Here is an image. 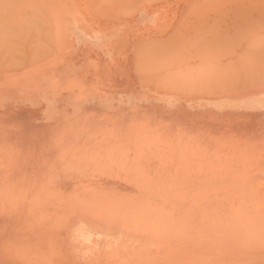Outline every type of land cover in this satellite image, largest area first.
Returning a JSON list of instances; mask_svg holds the SVG:
<instances>
[{"label":"rangeland","instance_id":"374dc122","mask_svg":"<svg viewBox=\"0 0 264 264\" xmlns=\"http://www.w3.org/2000/svg\"><path fill=\"white\" fill-rule=\"evenodd\" d=\"M13 1H0L13 11L0 8V264H264V0H33L41 14ZM138 196L176 214V235L140 213L125 223Z\"/></svg>","mask_w":264,"mask_h":264},{"label":"bare ground","instance_id":"6f19581e","mask_svg":"<svg viewBox=\"0 0 264 264\" xmlns=\"http://www.w3.org/2000/svg\"><path fill=\"white\" fill-rule=\"evenodd\" d=\"M0 1H1V0H0ZM11 1H12V0H11ZM23 1H24V0H23ZM23 1H22V2H23ZM14 2H15V0L13 1V3H14ZM16 2H17V1H16ZM16 2H15L14 4H16ZM19 2L22 3L21 0H19ZM24 2H26V0H25ZM24 2H23V4H22V6H24ZM36 2H37V1H36ZM36 2H35V3H36ZM0 3H1V2H0ZM2 3H3V2H2ZM4 3H5V5H6V1H5ZM7 3H8V1H7ZM10 3H11V2H10ZM10 3H8V4L10 5ZM13 3H12V4H13ZM28 3H30V2L27 1V4L25 3V6L28 5ZM32 3H33V0L31 1V4H30L31 7H32ZM12 4H11V5H12ZM14 4H13L12 7H10L11 9L14 7ZM36 4H38V3H36ZM5 5L3 4V7H4ZM33 5H34L33 8L38 7L37 5L35 6L34 3H33ZM46 5H48V3H47ZM16 6H17V4L15 5V8H16ZM3 7H0V8H3ZM29 7H30V6H29ZM6 8H9V7H6ZM19 8H20V7H19ZM19 8L17 7L16 9H19ZM22 8H23V7H22ZM22 8H21V9H22ZM26 8H27V7H26ZM33 8H32V11H33ZM44 8H45V7H44ZM3 9H4V11H3V13H4V12H5V8H3ZM21 9L19 10L20 12H22ZM36 9H38V8H36ZM41 9H42V7H41ZM50 9H51V8H50ZM8 10H9L8 12L11 11L10 14H13V13H12V12H13L12 10H10V9H8ZM25 10H27V12H28V9H25ZM38 10H39V12H40V14H41L40 9H38ZM43 10H44V9H43ZM14 11H15V10H14ZM35 11H36V10H35ZM35 11H34V13H35ZM50 11H51V10H50ZM8 12L6 11L5 13H8ZM25 12H26V11H25ZM39 12L37 11V13H39ZM14 13H15V15H16V12H14ZM43 13H44V12H43ZM50 13H51V12H50ZM8 14H9V13H8ZM22 14H23V12H22ZM31 14H32V13H31ZM1 15H2V14H1ZM13 16H14V15H12V19H14V18H16V17L19 19V17H18L17 15H16V17H15V16L13 17ZM43 16H44V15H43ZM4 17L7 19V16H6L5 14H4ZM25 17H26V16H25ZM36 17H37V16H36ZM44 17H45V16H44ZM21 18H22V17H21ZM32 18H33V17H32ZM8 19H11V18L8 17ZM30 19H31V18H30ZM19 20L21 21V19H19ZM3 21H4V20H3ZM16 21H18V20H16ZM30 21H31V20H30ZM34 21H35V20H33L32 22H34ZM37 21H38V20H37ZM37 21H35V23H36ZM4 22H5V21H4ZM14 22H15V21H14ZM16 23H17V22H16ZM21 23H22V22H21ZM21 23H20V24H21ZM35 23H34V24H35ZM55 23H56V22H55ZM1 24H2V23H1ZM8 24H9V23H8ZM12 24H13V23H12ZM18 24H19V22H18ZM18 24L16 25L17 28H18V26H19ZM25 24H26V23H25ZM41 24H42V23H41ZM2 25H4V23H3ZM35 25H37V23H36ZM38 25H39V24H38ZM0 26H1V25H0ZM4 26H5V25H4ZM7 26H8V25H7ZM26 26H27V25H26ZM32 26H34V25H32ZM48 26H49V25H48ZM51 26H52V23H51ZM55 26H56V25H55ZM41 27H42V26H41ZM4 28H5V27H4ZM28 28H29V26H28ZM30 28H31V27H30ZM11 29H12V28H11ZM19 29H20V26H19ZM26 29H27V28H26ZM32 29H33V28H32ZM9 30H10V29H9ZM9 30H8V33H9ZM44 30H46V29H44ZM51 30H52V29H51ZM30 31H31V30H30ZM38 31H39V29H38ZM19 32H20V30H19ZM24 32H25V30H24ZM26 32L29 33L28 31H26ZM3 33H4V31H3ZM41 33H42V32H41ZM16 34H19V33H16ZM25 34H26V33H25ZM29 34H30V33H29ZM34 34H35V33H34ZM34 34H32V36H34ZM20 35H21V34H20ZM20 35H19V37H20ZM35 35H37V34H35ZM4 36H5V35H4ZM32 36H31V37H32ZM15 37H16V36H15ZM11 38H12V37H11ZM25 38H27V37L25 36ZM28 38H30V37H28ZM33 38H35V37H33ZM253 38L262 39V38H258V37H253ZM0 39H1V38H0ZM20 39H21V38H20ZM35 39H36V38H35ZM41 39H42V38H41ZM44 39H46V38L44 37ZM257 39H256V40H257ZM5 40H6V39H5ZM13 40H14V39H13ZM13 40H12V43H13ZM32 40H33V39H32ZM262 40H263V39H262ZM1 41H2V40H1ZM6 41H7V40H6ZM18 41H21V40H18ZM29 41H30V40H29ZM38 41H39V40H38ZM259 41H260V40H259ZM21 42H22V41H21ZM26 42H27V41H26ZM30 42H32V44L34 43L33 41H30ZM30 42H29V43H30ZM257 42H258V41H256V43H257ZM262 42H263V41H261L260 44H262ZM7 43H8V41H7ZM9 43H10V42H9ZM24 43H25V42H24ZM38 43H39V42H38ZM252 43H253V42H252ZM3 44H6V43L3 42ZM27 44H28V43H27ZM258 45H259V44H258ZM5 46H7V44H6ZM12 46H13V45H12ZM39 46H40V45H39ZM254 46H255V45H254ZM16 47H17V46H16ZM43 47H44V46H43ZM46 47H47V46H45V48H46ZM11 48H12V47H11ZM30 48H31V47H30ZM30 48H29V49H30ZM32 48H33V47H32ZM35 48H36V47H35ZM254 48H255V47H254ZM13 49H14V48H13ZM250 49H252V47H250ZM1 50H2V49H1ZM32 50H33V49H32ZM47 50H48V49H47ZM47 50H46V51H47ZM3 51H4V50H3ZM5 51H6V50H5ZM43 51H44V50H43ZM49 51H50V50H49ZM7 52H8V51H7ZM16 52H17V51H16ZM21 52H22V51H21ZM5 53H6V52H5ZM22 53H23V52H22ZM44 53H45V51H44ZM44 53H41V54H44ZM32 54H33V53H32ZM32 54H31V55H32ZM10 55H11V54H10ZM15 55H16V53H15ZM21 55H22V54H21ZM38 55H39V54H38ZM6 56H8V55H6ZM8 57H9V56H8ZM16 57H17V56H16ZM33 57H35V55H34ZM33 57H32V58H33ZM12 58L14 59V56H13ZM20 58H21V57H20ZM35 58H36V57H35ZM42 58H43V56H42ZM23 59H24V58H23ZM6 60H7V58H6ZM6 60H5V61H6ZM34 60H35V59H34ZM1 61H2V60H1ZM15 61H16V60H15ZM28 61H29V60H28ZM12 62H14V61H12ZM2 63H3V62H2ZM4 63H5V62H4ZM17 63H18V62H17ZM30 63H31V62H30ZM37 63H38V62H37ZM20 64H21V63H20ZM0 66H2V65H0ZM13 66H15V65H13ZM45 66H46V65H45ZM38 67H39V65H38ZM6 68H7V67H6ZM10 68H11V67H10ZM17 68H18V67H17ZM25 68H26V67H25ZM168 68H169V67H168ZM170 68H171V67H170ZM177 68H178V67H177ZM180 68H181V67H180ZM2 70H3V69H2ZM15 70H16V72L18 71L17 69H15ZM19 70H20V69H19ZM34 70H35V69H34ZM165 70H166V69H165ZM16 72H15V73H16ZM3 73H5V72H3ZM170 75H172V74H170ZM204 160H206V159H204ZM223 177H224V176H223ZM244 177H245V176H244ZM105 179H106V178H105ZM221 179H222V178H221ZM113 181H114V180H113ZM103 182H104V181H103ZM131 182H132V181H131ZM218 182H219V181H218ZM135 183H136V182H135ZM80 184H81V183H80ZM99 184H101V183H99ZM109 184H110V183H109ZM138 185H139V184H138ZM143 185H145V184H143ZM81 186H83V185H81ZM113 186H114V185H113ZM113 186H112V187H113ZM116 186H118V185H116ZM147 186H148V185H147ZM205 186H206V185H205ZM209 186H210V185H209ZM78 187H79V185H78ZM78 187L76 186V189H77ZM89 187L91 188V186H89ZM94 187H96V189H98V188H97L98 186H94ZM99 187H100V186H99ZM123 187H124V186H123ZM90 188H89V189H90ZM124 188H125V187H124ZM144 188H146V187H144ZM79 189H80V188H79ZM94 189H95V188H94ZM107 189H108V188H107ZM110 189H111V188H110ZM157 189H159V188H157ZM81 190H82V188H81ZM81 190H80V192H81ZM117 190H118V189H117ZM130 190H131V189H130ZM132 190H133V189H132ZM77 191H78V190H77ZM77 191H75V192H77ZM85 191H86V190H85ZM93 191H94V190H93ZM100 191H101V190H100ZM109 191H110V190H109ZM125 191H126V190H125ZM158 191H160V190H158ZM175 191H176V190H175ZM181 191H182V189H181ZM181 191H180V192H181ZM73 192H74V191H73ZM82 192H83V191H82ZM88 192H90V191H88ZM88 192H87V194H88ZM95 192H96V191H95ZM144 192H145V191H144ZM144 192H143V193H144ZM165 192H166V191H165ZM176 192H177V191H176ZM84 193H85V192H84ZM98 193H100V192H98ZM103 193H105L104 190H103V192H102V195H103ZM108 193H109V192H108ZM110 193H111V192H110ZM113 193H114V192H112L111 194H113ZM120 193H122V192L120 191ZM120 193H119V194H120ZM125 193H126V192H125ZM129 193L131 194L132 191H131V192L129 191ZM140 193H141V192H140ZM158 193L160 194V192H158ZM172 193H173V190H172ZM177 193H178V192H177ZM185 193H186V192H185ZM76 194H77V193H76ZM76 194H75V195H76ZM90 194H91V195H90ZM90 194H89V195H90V196L92 197V199H93V196H92L93 193L90 192ZM94 194H96V193H94ZM94 194H93V195H94ZM105 194H106V193H105ZM105 194H104V195H105ZM123 194H124V193H123ZM127 194H128V193H127ZM132 194H133V193H132ZM132 194H131V195H132ZM136 194H137V193H136ZM156 194H157V193H156ZM162 194H163V192H162ZM169 194L171 195V192H169ZM169 194L167 193L166 195H169ZM181 194H182V193H181ZM183 194H184V193H183ZM72 195H73V194H72ZM75 195H73V196H75ZM102 195H101V196H102ZM107 195H108V194H107ZM114 195H116V194H114ZM121 195H122V194H121ZM121 195H118V194H117L116 197H117V196H118V197H119V196L121 197ZM133 195H134V194H133ZM141 195H142V194H141ZM164 195H165V194H164ZM166 195H165V196H166ZM76 196H77V195H76ZM76 196H75V197H76ZM82 196H83V195H82ZM94 196H96V195H94ZM112 196H113V195H112ZM125 196H126V195H125ZM128 196H130V195H128ZM146 196H147V195H146ZM157 196H158V195H157ZM178 196H182V197H183V195H179V194H178ZM178 196H177V197H178ZM96 197H99V195H97ZM114 197H115V196H114ZM114 197H113V198H114ZM143 197H144V196H143ZM153 197H154V196H153ZM175 197H176V196H175ZM102 198H103V197H102ZM104 198H106V197H104ZM107 198H109V197L107 196ZM129 198H130V199H134V198H131V196L128 197L127 200L125 201V202L127 203L126 206L129 205L128 203H130V202H129V200H130ZM139 198H140V196H138L137 198H135V200L138 201ZM167 198H168V196H167ZM178 198H179V197H178ZM185 198H186V197H184V199H185ZM205 198H206V197H205ZM205 198H204V200H205ZM97 199H99V198H97ZM128 199H129V200H128ZM147 199H148V198H147ZM162 199H163V198H162ZM165 199H166V198H165ZM181 199H182V198H181ZM187 199H188V198H187ZM201 199H203V198H201ZM87 200H88V199H87ZM101 200H102V199H101ZM114 200H115V199H114ZM140 200H142V199L140 198ZM140 200H139V203H140ZM149 200H150V199H149ZM158 200H159V199H158ZM160 200H161V199H160ZM170 200H171V199H170ZM174 200H175V199H174ZM204 200H203V201H204ZM94 201L97 203V206H98V202H97L96 200H93V202H94ZM98 201H99V200H98ZM104 201H106V202L108 201L109 204H111V205H110V208H111V210H112L113 212L118 211V207H119L120 205H117L118 207H116V205H115L116 202H117L118 200H117V201L115 200L116 202L113 201V199H112L111 201H110V199H109V200H104ZM127 201H128V202H127ZM142 201H143V203L141 202V203H140V206H139V204H138V205H136V208H134V207H132V206H133V203H132L133 200H132V201H131L132 204H131V207H130V208H132V209L130 210V211L132 212V214H130V213H126V216H125V213H124L123 215L121 214L122 216H124V218H122V217H121V218H122V219H125V218L129 219V217H131V216H133V217L135 218L134 214H136V213H140V214H139L140 216H139L138 214H136V215H138L143 221L146 219L147 223H149L148 219L152 217L153 219L151 218L152 221L150 222V224L153 222V223H152V226H153V227H151L150 224H148V225H149V227H148V226H147V223H146V226L148 227V230H149V228L151 227L149 231H151V233L155 232V234H158V233H159L158 231L161 230V228H162L163 231L160 232V233H162V234H161V237H165V236H166V237L168 238L167 235H168L169 232H171V231L173 230V228H174V226H175V225H174L175 223H176V225H177L176 227H178V224H177V220H178V218L176 217V219H175V215H176V214L174 215V213L171 212L170 209H169V211H168V209H167V211L165 210V211H166V212H165V211L161 208V207H164V206H161V207H160V205H158V204H157V205H158V208H157V206H155V205H156L155 203H156V202H159V201H154V200H153V201L155 202V203H154L155 205H153V204H151V203H149V202H146L145 199L142 200ZM176 201H177V200H175L174 203H175ZM192 201H194V200H192ZM203 201H202V202H203ZM205 201H206V200H205ZM84 202H85V201H84ZM114 202H115V203H114ZM119 202H120L121 204L124 203L123 201H119ZM119 202H117V203H119ZM150 202H151V201H150ZM162 202H163V201H162ZM188 202H189V199H188L187 203H188ZM199 202H200V201H199ZM87 203H88V202H87ZM81 204H82V203H81ZM89 204H90V203H89ZM94 204H95V203H94ZM102 204H104L103 201H102ZM102 204H101V201H100V202H99V205L102 206ZM105 204H106V203H105ZM109 204H108V205H109ZM112 204H113V205H112ZM124 204H125V203H124ZM136 204H137V203H136ZM198 204H199V203H198ZM206 204H207V203H206ZM231 204H232V203H231ZM124 206H125V205H124ZM126 206H125V207H126ZM129 206H130V205H129ZM134 206H135V205H134ZM170 206H171V205H170ZM95 207H96V206H94L93 208H95ZM102 207H103V206H102ZM120 207H123V205L120 206ZM171 207H172V206H171ZM197 207H199V206L197 205ZM204 207H206V206H204ZM98 208H99V207H98ZM105 208H107V207H105ZM127 208H128V206H127ZM133 208H134V209H133ZM165 208H166V207H165ZM178 208H179V207H178ZM181 208H182V207H181ZM208 208H210V207H208ZM157 209H159V210H157ZM173 209H174V206H173ZM182 209H183V208H182ZM197 209H199V208H197ZM197 209H196V210H197ZM204 209H205V208H204ZM206 209H207V207H206ZM211 209H213V207H212ZM95 210H96V209H93L94 213H95ZM100 210L103 211L104 209H101V207H100ZM119 210H121V209L119 208ZM124 210H125V212L128 211V209H127V210L124 209ZM152 210H153L155 213H153ZM191 210H192V209H191ZM196 210H195V212H196ZM201 210H202V208H201ZM207 210H208V209H207ZM214 210H215V209H214ZM214 210H213V212H216V211H214ZM102 211H100V213H98V214H102ZM106 211H107V210H104V211H103V214H104V212L106 213ZM157 211H158V212L160 211V212L158 213ZM174 211H175V210H174ZM179 211H181V210L179 209ZM192 211H193V210H192ZM96 212H97V211H96ZM108 212H109V211H107V213H108ZM110 212H111V211H110ZM110 212H109V213H110ZM113 212H112V213H113ZM175 212H176V211H175ZM195 212H194V213H195ZM181 213H182V212H181ZM190 213H191V212H190ZM198 213H199V212H198ZM201 213H202V212H201ZM205 213H206V211H205ZM218 213H219V212H218ZM222 213H223V212H222ZM113 214H114L113 216H115V214H116L115 217H116L118 220H117V219H114L113 216L111 217V215H109L110 218H108V219H109V220H110V219L112 220V218L114 219L113 221H111V222H114V223H112V224H115V223H116V222H115L116 220H117V223H118L120 219H119L117 216L120 214V212H119V213H113ZM117 214H118V215H117ZM127 214H128V215H131V216L127 217ZM196 214H197V213H195V215H196ZM210 214H211V212H210ZM212 214H214V213H212ZM212 214H211V215H212ZM215 214H216V213H215ZM215 214H214V215H215ZM227 214H228V213H227ZM121 215H119V216H121ZM154 215H156V218H154V217H155ZM178 215H180V214H178ZM96 216H97V215H96ZM109 216H107V217H109ZM215 216H216V215H215ZM222 216H223V215H222ZM105 217H106V216H105ZM105 217H104V216L102 217V218H104L103 221L107 219V217H106V218H105ZM139 217H138V218H139ZM157 217H158V218H157ZM186 217H188V215H187ZM189 217H190V216H189ZM193 217H194V216H193ZM223 217H225V216H223ZM228 217H229V216H228ZM102 218H98V219H102ZM147 218H148V219H147ZM229 218L232 219L231 216H230ZM229 218H228V219H229ZM160 219H161V220H160ZM180 219H181V218H180ZM230 219H229V220H230ZM109 220H107L106 222L110 223ZM131 220L133 221V218H132V219L130 218L129 221L131 222ZM134 220H136V219H134ZM139 220H140V219H137L134 223L132 222V224H134V226H135L134 229L136 230V228H137V224H138V223H139V224H138V225H139V226H138L139 228H141V227H142V228H147V227H145V226L143 227V225H144L145 223H143V225L141 226L140 223H142L143 221H142V220L139 221ZM149 220H150V219H149ZM153 220H154V221H153ZM185 220H187V219H184V220L182 221V222H184V224L186 223ZM222 220L224 221V218H223ZM226 220H227V219H225V221H226ZM232 220H233V221H234V220L236 221V219H232ZM122 221H123V220H122ZM127 221H128V220H127ZM138 221H139V222H138ZM180 221H181V220H180ZM193 221H194V220H193ZM227 221H228V220H227ZM238 221H239V220H238ZM240 221H241V220H240ZM156 222H157V223H156ZM178 222H179V221H178ZM242 222H243V221H242ZM119 223H120V222H119ZM122 223H124V221H123ZM125 223H126V219H125ZM192 223H193V222H192ZM240 223H241V222H240ZM244 223H246V222L244 221ZM110 224H111V223H110ZM128 224H130V223H128ZM128 224H127V225H128ZM179 224H180V222H179ZM181 224H182V223H181ZM115 225H116V224H115ZM122 225L124 226V224H122ZM125 225H126V224H125ZM250 225H251V224H250ZM113 226H114V225H113ZM154 226H157L156 228H160V229L157 230ZM187 226H188V225H187ZM115 227H117V225H116ZM118 227H120V226L118 225ZM124 227H125V226H124ZM126 227H129V226H126ZM126 227H125V228H126ZM188 227H190V226H188ZM238 227L240 228L241 226H238ZM142 228H141V230H142ZM120 229H122V228H120ZM137 229H138V228H137ZM177 229H178V228H177ZM217 229H218V228H217ZM241 229H243V225H242V228H241ZM139 230H140V229H139ZM139 230H136V231H139ZM141 230H140V231H141ZM143 230H144V229H143ZM145 230H146V229H145ZM148 230H147L146 232L149 234V231H148ZM183 230H184V229H183ZM183 230H181V231H183ZM133 231H134V230H133ZM133 231H131V233H132ZM152 231H153V232H152ZM156 231H157V232H156ZM175 231H177V230L175 229ZM232 231H233V230H232ZM251 231H252V230H251ZM253 231H254V230H253ZM253 231H252V232H253ZM185 232H187V231H185ZM185 232H183V233H185ZM188 232H189V231H188ZM248 232H249V231H247V233L245 232V234H248ZM147 233H146V234H147ZM163 233H165L166 235L163 234ZM189 233H190V232H189ZM189 233H188V234H189ZM231 233H233V232H231ZM231 233H230V234H231ZM235 233H236V232H235ZM240 233H242V232H240ZM253 233H254V232H253ZM135 234H138V233L135 232ZM139 234H140V233H139ZM142 234H143V233H142ZM153 234H154V233H153ZM169 234H171V233H169ZM179 234H180V233H179ZM185 234H186V233H185ZM188 234H187V235H188ZM230 234H229V235H230ZM243 234H244V232H243ZM245 234H244V235H245ZM255 234H256V233H254V235H252V236H256L258 233H257L256 235H255ZM140 235H141V234H140ZM144 235H145V234H143V236H144ZM158 235H159V234H158ZM171 235H176V233H175V234L173 233V234H171ZM193 235H194V234H193ZM195 235H197V234H196V231H195ZM236 235H237V234H236ZM238 235H239V234H238ZM238 235H237V236H238ZM240 235H241V234H240ZM258 235H259V234H258ZM261 235H262V234H261ZM261 235H259V236H261ZM129 236H130V235H129ZM159 236H160V235H159ZM182 236H184V234H182ZM197 236H199V235H197ZM230 236H232V234H231ZM234 236H235V235H234ZM130 237H131L132 239L135 238V237L138 238L137 235H135V237H134V236H132V234H131ZM146 237H148V236H145L144 238H146ZM180 237H181V236H180ZM191 237H192V236H191ZM238 237H239V236H238ZM246 237H247V236H246ZM256 237H257V236H256ZM261 237H262V236H261ZM136 238H135V240H136ZM139 238H141V237H139ZM144 238H142L143 241H145ZM175 238H176V237H175ZM204 238H205V237H204ZM236 238H237V237H236ZM249 238H250V240H251L250 234H249ZM146 239H147V238H146ZM150 239H151V238H150ZM158 239H159V238H158ZM160 239H164V238H160ZM160 239H159V241H160ZM173 239H174V238H173ZM205 239H206V238H205ZM244 239H245V238H244ZM259 239H261V238L259 237ZM135 240H134V241H135ZM152 240L155 241V238L152 239ZM152 240H151V241H152ZM175 240H176V239H175ZM252 240H253V239H252ZM138 241H139V240H138ZM148 241H149V240H147V242H148ZM157 241H158V240H157ZM165 241H167V240H165ZM253 241H254V240H253ZM132 242H133V241H132ZM145 242H146V241H145ZM162 242H163V241H162ZM139 243H140V242H139ZM152 243H153V242H152ZM154 243H155V242H154ZM159 243H160V242H159ZM165 243H168V242H165ZM165 243H164V244L161 243V244H159V246L162 245V244L165 245ZM144 244H145V243H143L142 246H144ZM146 244H147V243H146ZM149 244H150V243H149ZM149 244H148V245H149ZM169 244H170V242H169ZM169 244H166V245L169 247ZM180 244H181V243H180ZM210 244H211V243H210ZM252 244H253V243H252ZM255 244H256V243H255ZM171 245H173V244H171ZM223 245H224V244H223ZM256 245H258V243H257ZM142 246H141V247H142ZM149 246H150V245H149ZM153 246H154V245H153ZM156 246H157V245H155V248H156ZM214 246H215V245H214ZM259 246H260V245H259ZM145 247H146V246H145ZM191 247H193V245H192ZM216 247H217V246H216ZM160 248H163V247L160 246ZM186 248H188L187 245H186ZM193 248H194V247H193ZM251 248H252V247H251ZM141 249H142V248H140L139 250H141ZM166 249H167V247H166ZM166 249H165V250H166ZM223 249H224V248H223ZM130 250H131V249H130ZM132 250H134V248H133ZM135 250H137V249H135ZM135 250H134V251H135ZM173 250H174V249H173ZM195 250H196V249H195ZM198 250H200V249H198ZM137 251H138V250H137ZM142 251H144V250H142ZM179 251H180V249H179L177 252H179ZM145 252H146V251H145ZM159 252H161V251H159ZM217 252H218V251H217ZM147 253H148V252H147ZM163 253H164V250H163ZM172 253H173V251H172ZM148 254H149V253H148ZM168 254H169V253H168ZM205 254H206V253H205ZM170 255H171V254H170ZM200 256H202V255H200ZM204 256H207V255H203V257H204ZM203 257H201L202 260H207V259H205L206 257H205L204 259H203ZM210 257H211V256H210ZM210 257H209V258H210ZM201 258L199 257V259H201ZM188 260H189V259H188ZM188 260L186 261V263H188ZM190 260H191V259H190ZM196 260H197V259H196ZM192 262H194V261H192ZM181 263H182V262H181ZM190 263H191V261H190ZM190 263H189V264H190ZM200 263H201V261H200ZM211 263H212V262H211ZM194 264H195V263H194ZM203 264H204V263H203ZM216 264H217V263H216Z\"/></svg>","mask_w":264,"mask_h":264}]
</instances>
